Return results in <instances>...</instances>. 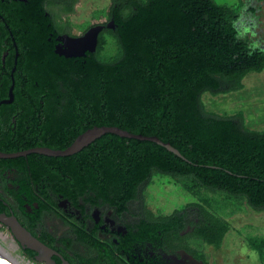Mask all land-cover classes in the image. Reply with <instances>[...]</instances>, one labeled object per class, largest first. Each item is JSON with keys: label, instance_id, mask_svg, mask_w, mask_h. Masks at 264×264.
<instances>
[{"label": "trees", "instance_id": "1", "mask_svg": "<svg viewBox=\"0 0 264 264\" xmlns=\"http://www.w3.org/2000/svg\"><path fill=\"white\" fill-rule=\"evenodd\" d=\"M30 1L29 16L34 13L42 25L40 29L30 25L23 41L25 52L14 73L12 112L18 115L17 122L10 131H0V152L63 150L84 131L107 126L157 137L185 160L155 143L112 134L69 157L31 154L0 159V172L15 169L18 177L13 183L18 191L10 192L14 205L2 199L0 213L13 211L23 218L30 208V226L20 223L37 237L34 228L56 206L41 188L44 184L85 218L95 208L117 215L134 210L139 213L135 229L119 236L117 245L97 239L96 229L76 228L77 241L95 256L75 254L73 259L76 264H158L153 259L133 261V246L150 243L164 249V236L178 235L191 220L183 211L164 220L145 216L144 192L153 174L189 179L242 198L255 210L264 209V130L245 128L240 114L222 117L206 112L201 102L203 93L238 91L245 76L264 70V39L257 46L239 36V11L215 0H111L108 18L120 55L103 62L96 51L79 57L58 55L47 41L54 31L51 19L43 17L47 0ZM238 1L247 14L263 9L264 0ZM74 3L68 2L67 12H73ZM10 84L8 80L0 89V98ZM4 109L0 107V114ZM203 213L196 233L218 245L228 225ZM22 252L34 262V252Z\"/></svg>", "mask_w": 264, "mask_h": 264}, {"label": "rangeland", "instance_id": "2", "mask_svg": "<svg viewBox=\"0 0 264 264\" xmlns=\"http://www.w3.org/2000/svg\"><path fill=\"white\" fill-rule=\"evenodd\" d=\"M215 2L239 11V36L252 44L261 45L260 40L264 39V3L262 10L247 14L245 7H240L238 0ZM110 4L111 0H75L72 13L66 14L62 7L52 3L46 4V11L52 17L56 29L60 33L67 32L66 37L72 40L83 37L92 28L102 27L97 36L95 51L100 61L111 62L119 57L120 49L112 34L113 29L108 27L111 22L108 18ZM64 39L65 37L62 40ZM241 85L240 90L227 94L214 96L208 92L203 93V108L206 112L222 117L240 114L245 128L262 131L264 70L261 73H249L241 80ZM54 201L59 210L45 219V228L36 227V232L42 233L48 228L55 234L60 233L64 239L71 240L69 249L63 247L70 258L75 254L93 256L92 252L73 238L69 228L61 220L60 213L67 215L71 211L68 205L59 198ZM144 202L146 217L152 221L164 220L175 211L189 214L191 223L182 232L164 236L163 251L170 263L187 264L188 261L181 258V253L184 252L197 264H264V209L255 210L242 198L198 186L189 179H173L159 173L152 175L144 192ZM202 211L210 220H221L228 225V230L218 245L207 242L196 233L195 224L205 217ZM108 219L115 223L112 218L106 216L102 226L111 233L116 227L108 223ZM0 249L18 259L23 258L29 264H38L23 255L9 230L1 225Z\"/></svg>", "mask_w": 264, "mask_h": 264}, {"label": "flooded vegetation", "instance_id": "3", "mask_svg": "<svg viewBox=\"0 0 264 264\" xmlns=\"http://www.w3.org/2000/svg\"><path fill=\"white\" fill-rule=\"evenodd\" d=\"M70 1L71 0L45 1L43 8L44 10L43 17L50 18L54 26V31L52 33H49V36L47 38L48 43L54 46V51L56 52L57 49V51L61 53L77 54L80 53L79 50L68 49V42L71 39L66 37L67 32L60 33L56 29L52 17L46 11V4L52 3L54 5L62 7L66 11V14H69L70 12H67V9L69 8L68 2ZM31 4L32 3L30 0H0V51H1L0 52V89H4V87L8 84V80L9 82H11V74L13 75V80H14V73L17 70L18 61L23 58L22 53L25 52V49L22 48L24 43L23 41L26 40L30 34V25H35L34 28L36 29H40V25H42L41 24L42 21L38 16H35L34 13H32V17L29 16L30 9L32 6ZM64 37L65 39L62 40ZM14 68L15 70L12 73V70ZM7 99H8V93L5 97L0 98V102ZM14 103H15V97L13 95V101L10 104L0 105V107H5L4 111L1 112L0 114L1 115L0 131L2 130L3 133H6L7 131L13 129L17 122L16 117H18V115H15L12 112ZM2 176H5V180L2 178ZM17 178H18L17 172L15 169H9L4 173L0 172V198L3 200L7 199V201L11 205H14V202L10 192L13 190L14 188L13 183ZM33 187L34 189L38 188L37 184L34 185ZM41 188L45 190L47 196L51 200L54 201L55 199L59 198L68 205L69 210H71L69 214L64 215L60 213V215L62 216L61 220L67 225V227L69 228L68 230L70 231V234L73 236L74 239H76V232H75L76 228H80L88 232L96 229L97 239H99L104 244H108V241L111 240L115 245H117L118 244L117 238L119 236L126 235L127 230L129 229H135L136 222L138 220L137 216L139 215V213L135 212L134 210L131 214L125 213L123 215H117L114 214L111 210L103 214L102 210L95 208L90 211L89 217L85 218L77 208L72 207L71 204L61 195L54 194L53 187L50 184L48 186H45L44 184L41 186ZM14 189L15 191H18V186H16ZM34 206L37 207V205L35 204ZM58 210L59 209L55 206V212ZM63 210L66 212L65 209ZM26 211H27V215L25 217L23 218L16 217V218L19 220V222L21 223L25 222L27 226H30L32 219L31 218L32 211L30 210V208H26ZM10 212L13 213V211ZM94 212L95 215L93 216ZM49 216H51V213L42 216L41 222H39L38 224L39 228L40 227L45 228L46 226L45 219L49 218ZM106 216H109L115 221L114 223L113 221L108 219V223H111V225H115V227L117 228V229L113 228V231L111 233L108 232V229H105L104 226H102L103 220L104 218H106ZM90 222H91V227H89ZM34 232L36 233L37 236L36 238L41 239L42 243L50 244L54 248H57L59 252L53 248L52 249L58 252L62 257L63 255L68 256L65 250L63 249V247H65V245L67 244L71 246L72 243L71 240L68 241L66 239L67 241H65L63 245L62 243H60V239H64L62 235L60 233L55 234L48 228L42 233L36 232L34 228ZM82 246L88 251L92 252L93 256H95V252L91 248H88L84 245ZM132 253H133L132 254L133 261L138 259V261L141 262L145 259L146 260L153 259L154 261H157L158 264H172L168 261L166 253L165 251H163L162 248H155V246L150 243H145L144 245L135 244L133 246ZM54 258L59 259L58 257H53V259ZM181 258L186 259L188 261L187 264H197L196 261H194V259H192L191 256L187 255L184 252L181 253ZM127 259L129 258L127 257ZM72 261L73 263L76 264L75 258L74 259L72 258Z\"/></svg>", "mask_w": 264, "mask_h": 264}, {"label": "water", "instance_id": "4", "mask_svg": "<svg viewBox=\"0 0 264 264\" xmlns=\"http://www.w3.org/2000/svg\"><path fill=\"white\" fill-rule=\"evenodd\" d=\"M108 27L114 29L112 21L110 22ZM94 29H96V34L94 39V46L92 49H84L81 53H77V54H64L59 51H56V53L64 57H79V56H84L85 52H90V53L95 52L96 44H97V36L101 31L102 27H95L92 28L90 31ZM90 31L87 32L83 37L74 40L84 39V37L87 34H89ZM14 70L15 68L12 70V73L14 72ZM13 88H14V80H13V75L11 74V85L8 89V99L0 102V105L10 104L13 101ZM105 134H112L120 138L152 142L166 149L168 152L174 154L180 159L185 160L178 150L173 148L169 143L162 142L157 137H153V136L146 137L143 135L132 134L127 131L121 130L120 128L117 127H107V126H101V127L94 126L84 131L83 133L78 135L67 148L63 150H53L47 147H36L14 153L0 152V159L2 160L16 159V158L27 157L28 155L31 154H37V155H42L46 157H55V158L69 157L79 153L84 148H86L95 140L99 139L101 136ZM1 200L2 199L0 198V201ZM0 225L9 230L10 234L12 235L13 239L16 241V243L18 244L21 250H29L35 253L34 262L38 264H56L53 257H58L61 262L60 264H69L68 261L65 260L58 252L46 246L44 243H42L40 240L34 237L24 226H22V224L19 222V220L12 212H10L9 215H7L6 213H0ZM0 264H16V263L13 262L11 259H9L2 252H0Z\"/></svg>", "mask_w": 264, "mask_h": 264}, {"label": "bare ground", "instance_id": "5", "mask_svg": "<svg viewBox=\"0 0 264 264\" xmlns=\"http://www.w3.org/2000/svg\"><path fill=\"white\" fill-rule=\"evenodd\" d=\"M96 29L90 31L89 34H87L84 39L82 40H70L68 42V49H75L79 50L81 53L86 47V49H92L94 46V39H95ZM64 54H70V53H64ZM0 252H2L4 255H6L9 259H11L16 264H29L27 261H25L23 258H16L14 256H11L9 254L4 253L1 249Z\"/></svg>", "mask_w": 264, "mask_h": 264}]
</instances>
